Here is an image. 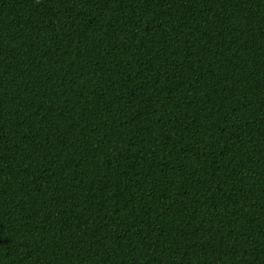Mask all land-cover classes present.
Masks as SVG:
<instances>
[{"label": "trees", "instance_id": "1", "mask_svg": "<svg viewBox=\"0 0 264 264\" xmlns=\"http://www.w3.org/2000/svg\"><path fill=\"white\" fill-rule=\"evenodd\" d=\"M0 264H264V0H0Z\"/></svg>", "mask_w": 264, "mask_h": 264}]
</instances>
